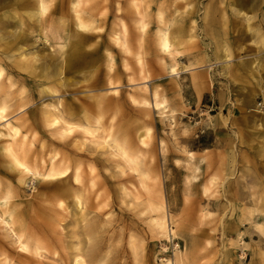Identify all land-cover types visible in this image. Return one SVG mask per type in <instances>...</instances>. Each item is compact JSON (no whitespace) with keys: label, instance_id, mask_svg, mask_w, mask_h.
<instances>
[{"label":"clouds","instance_id":"clouds-1","mask_svg":"<svg viewBox=\"0 0 264 264\" xmlns=\"http://www.w3.org/2000/svg\"><path fill=\"white\" fill-rule=\"evenodd\" d=\"M18 2L24 6L22 10H31L23 12L29 24L26 30H18L22 31L20 38L28 44L41 40L47 44L39 49L41 67L28 77L36 72L55 77L60 92L70 97L67 107L72 112L95 110L93 96L104 92V82L99 76L94 82L83 76L90 67L102 66V62H86L98 60L99 40L94 46L82 35L73 15L76 0H49L51 8L43 16L38 10L43 0ZM128 2L91 0L88 18L102 31L109 7L118 15L127 11L122 5ZM176 4L182 6L175 18L183 25L188 45L181 47L179 55L188 60L178 63L173 55L166 70L167 92L161 90L165 99H157L158 112H152L147 94L137 105L144 110L142 119L126 115L125 100H111L104 135L111 133L131 143L142 164L130 177L129 188L146 178L152 189L150 197L160 209L157 218L165 229L172 225L174 238L184 240V251L176 248V258L163 264H264V0H175L172 8ZM61 46L72 58L70 66L58 52ZM104 52L110 55L107 49ZM4 59L7 54L0 49V63ZM8 79L0 75V92L8 93L10 105L20 112L29 102V88L34 94L45 82L37 76L35 86L13 90ZM30 102L38 112L40 101ZM81 143L93 153L91 139L81 138ZM25 179L18 183L27 187ZM0 197L7 199L3 185ZM147 201L148 197L134 199L121 209L132 212L139 224L122 226L116 220L102 224L98 231L85 232L83 252L69 247L62 249L64 255H83L85 264H159L152 259L155 249L145 259L143 254L129 256L124 247L125 233L142 241L166 238L163 232L145 230L141 211ZM5 239L9 243L2 254L11 257L10 264H37L23 255L25 248L17 244V238ZM60 255L50 252L56 258L48 264H72L71 258L61 259Z\"/></svg>","mask_w":264,"mask_h":264},{"label":"rangeland","instance_id":"rangeland-1","mask_svg":"<svg viewBox=\"0 0 264 264\" xmlns=\"http://www.w3.org/2000/svg\"><path fill=\"white\" fill-rule=\"evenodd\" d=\"M44 1L47 14L51 4L49 0ZM136 3L135 8L132 0H129L128 4L122 5L127 11H121L118 15L110 6L103 30L98 31L96 23L88 18L91 0H80L78 8L83 18L92 21L94 27L93 30L81 33L87 43L94 46L96 40H99V46L96 47L99 52L98 60L86 62H102L99 69L90 67L83 78L94 82L99 76L105 88L104 92L93 96L95 110L77 114L68 109L70 97L66 98L64 93L60 92L55 77L45 76L43 72H36L32 77H28L29 72L41 67L43 54L39 49L47 48L43 40L28 44L20 38L22 31L18 30H26L29 24L23 12L31 10H22L24 6L18 0H0V49L7 54V59L0 63V69H3L0 75L9 77L6 83L13 90L21 86L28 87L29 84L35 86L37 76L45 81L36 88L34 94L29 88L26 97L29 102L23 112L12 108L8 93L0 92V105L6 106V111L0 118V151L4 152V155L0 156V185H3L4 195L7 196L6 200L0 197V264H10L11 260L10 256L2 254L7 250L9 243L5 237L17 238V244L27 249L23 255L37 261V264H48L49 260L55 259L56 257L50 256L53 250L61 254V259L71 258L72 264H76L77 259L81 264H85V256H65L62 249L76 247L77 252H83L87 246L85 232L98 231L102 224L111 225L114 220L120 221L122 226L139 224L132 212L121 211L122 207L134 199L148 197V201L152 200V189L146 178L142 183L137 182L135 188H129L130 177L140 171L142 161L129 141L111 133L108 137L104 135L108 122L106 110L110 101L119 97L126 101V115L131 114L137 119H142L144 110L137 105L142 103L144 95L147 94L148 102L153 105L152 112H158L160 104L157 99H165L161 96V90L167 92L165 85L168 84L169 77L166 70L173 55L176 54L178 63L186 62L189 57L179 55L181 47L188 46L182 31L183 25L175 18L176 12L182 11V6L176 4L175 8H172L175 0H136ZM138 24L143 25L142 31ZM164 34L170 44L168 53L163 52L159 44ZM116 35L126 46V51L120 43L116 44ZM104 49H107L110 55H106ZM58 52L64 57V63L70 66L72 58L65 53L63 46ZM32 99L40 101L38 112L34 111L30 102ZM61 103L64 107L60 106ZM57 111L65 122L73 126L70 133L60 135L66 127L62 122L54 127L48 126V115ZM12 128L18 131L17 136L12 132ZM83 128L93 133H86ZM95 129L97 130L94 131ZM81 138L92 140L95 154L87 150V145L81 143ZM116 145L123 148L131 161L136 163L128 167L116 153L113 147ZM13 157L20 161L23 158L21 162L29 170L39 174L36 176H57L54 179L34 180L35 176L13 166ZM108 161H111V165ZM40 171L43 174H40ZM64 172H67V175H63ZM22 177H26L27 187L18 183ZM75 177L84 185V189L81 188L83 191L79 183L74 181ZM9 185L12 187L9 188ZM74 189H80L82 192L83 211L75 205ZM146 205L147 203L141 211V216L147 228L144 224H141L140 228L161 233L153 227L151 218L155 213L148 211ZM5 208L7 212L3 210ZM174 231L169 223L164 233L166 238L149 241L130 239L125 233V250L129 256L143 254L147 259L149 251L155 249L153 261L158 259L159 264H163L168 259L176 258V248L181 253L184 251V240L174 238ZM165 248L167 251H163Z\"/></svg>","mask_w":264,"mask_h":264},{"label":"bare ground","instance_id":"bare-ground-1","mask_svg":"<svg viewBox=\"0 0 264 264\" xmlns=\"http://www.w3.org/2000/svg\"><path fill=\"white\" fill-rule=\"evenodd\" d=\"M80 4V0H76V5L79 6ZM132 5L133 7L136 8L137 6V3H136V0H132ZM38 10H39V13L40 15H45L46 14V10H47V7L45 5V1L43 0L42 4L38 6ZM73 15L78 19L79 21V26H80V30L81 31H90V30H93V22L92 21H88V20H85L83 18V15L82 13L80 12L79 8L76 6L74 9H73ZM143 27V25L141 24H138V28L141 30ZM144 28V27H143ZM142 31V30H141ZM114 39V38H113ZM115 42L116 44L120 43L122 48H125V51H126V46L124 45V43H122L120 41V38L118 37V35H116L115 37ZM160 47L162 49L163 52H169L170 51V44L168 43V40L164 34V36L160 39ZM165 45H167V47H165ZM173 52V51H172ZM174 54V53H173ZM56 108V107H55ZM54 108V109H55ZM0 118H2V115L5 113L6 111V106L4 104H1L0 105ZM56 110V109H55ZM48 119H47V123H48V126L50 127H54L56 125H58L59 123H64L65 124V129H63L60 133V135H65V134H68L71 132L73 126L71 125V123L69 122H65L60 114L59 111H57L56 113H51L48 115ZM9 126V125H8ZM64 126V125H63ZM11 127V126H10ZM77 127V125H76ZM78 128H81V127H78ZM12 132H14V134L16 135V132H18L16 129L14 130V128H12ZM92 129V128H91ZM83 130L88 133V132H92L93 131H90L89 129L87 128H83ZM97 129H95L94 131H96ZM13 134V135H14ZM94 135V134H93ZM17 136V135H16ZM116 150V153L118 154L119 157L122 158V160H124V163H126L128 165V167H131V165H133L134 163H136L135 161H131V158L129 157L128 154H125V150L123 148H121L120 146L116 145V146H113ZM112 147V148H113ZM113 148V149H114ZM112 149V150H113ZM16 150V149H15ZM17 151V150H16ZM23 152V150H22ZM17 155V152L15 153ZM113 155H115L114 152H112ZM18 156V155H17ZM23 160V158L21 159V161ZM19 159H17L16 157H13V160H12V163H13V166L14 167H19V165H23L24 164L21 162ZM24 162V161H23ZM44 167V166H43ZM21 168V167H19ZM23 171L25 173H30V175H33V176H36V172H33L32 170H29L26 166H24L23 168ZM45 170H46V167H45ZM41 172V171H40ZM39 172V173H40ZM40 174H43L42 172ZM39 175V174H37ZM41 176V175H40ZM49 176H53V177H56L57 175L55 174H51ZM59 178V177H58ZM57 178V179H58ZM77 180H78V177H75L74 181L77 183ZM79 187L80 189L83 188L84 189V185L82 184V182H79ZM80 189H74L73 190V199L75 200V205L76 207H80V211L82 210L83 211V195H82V192L79 191ZM83 189H81L83 191ZM146 208L148 211L152 212L153 214L155 213V216L151 218V223L153 225V227L158 230L159 232H163L165 233L167 229H165L162 221L157 218V214L159 213L160 209L158 207V205L153 201V200H150L147 202V205H146ZM53 212V211H52ZM42 215V214H41ZM44 218V217H43ZM5 222V221H4ZM7 225V223H5ZM169 227V226H168ZM13 232V231H12ZM14 233V232H13ZM18 239H20V237H18ZM23 245V244H22ZM38 250V249H37ZM177 254V253H176ZM77 259V258H76ZM80 261L81 258L79 259ZM78 261V259L76 260V262ZM81 264V262H79Z\"/></svg>","mask_w":264,"mask_h":264},{"label":"snow or ice","instance_id":"snow-or-ice-1","mask_svg":"<svg viewBox=\"0 0 264 264\" xmlns=\"http://www.w3.org/2000/svg\"><path fill=\"white\" fill-rule=\"evenodd\" d=\"M78 7V5H76ZM165 47H167V45H165ZM2 111V110H0ZM19 167L23 168L24 166L23 165H19ZM63 175H67V172H64ZM55 177L53 176H46L44 177V179H54ZM77 183H79V180H77ZM62 206V205H61ZM25 251H27V249H25Z\"/></svg>","mask_w":264,"mask_h":264}]
</instances>
